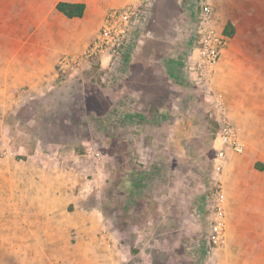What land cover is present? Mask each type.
I'll return each mask as SVG.
<instances>
[{"label":"crops","instance_id":"crops-1","mask_svg":"<svg viewBox=\"0 0 264 264\" xmlns=\"http://www.w3.org/2000/svg\"><path fill=\"white\" fill-rule=\"evenodd\" d=\"M61 2L84 4L82 17H65L56 9ZM126 2L0 0V146H10L14 151L13 156H9L11 152L0 159V226L4 227L0 264H110L111 234L104 208L91 196L96 181L99 184V174L78 167L75 159L64 167H51L40 148L55 144L30 133L42 127V119H29L25 114L31 100L46 99L31 116L57 115L54 102L48 98L58 101L61 94L59 84L65 76L56 70L58 58L81 54L98 33L106 13ZM236 45L226 51V61L222 60L225 51L221 54L213 78L220 64L226 62L233 67L238 56L242 58L241 50L246 70H263L259 77L250 73L245 79L220 72L215 82L228 119L245 146L239 155L224 149L222 171L214 177L226 197L225 245L208 250L205 214L210 193L202 185L197 189L189 185L187 156L179 160L184 163L179 170L181 178L187 180L183 183L165 182L173 161L160 155L156 161L163 159L166 166L156 172L152 186L147 181L136 183L149 189V197L163 181L160 203L139 201L132 209L126 207L125 200L120 203L128 213L123 214V226L128 211L133 220L118 232L122 252H117V264H155L159 248L163 251L159 255L168 257L165 264L179 260L190 264L189 254L204 252L205 256L209 254L211 264H264V50L258 56L253 45L246 44L245 49ZM257 83L260 86H253ZM124 106L122 123L135 125V114ZM171 132L161 142L182 148L185 141L174 138L176 130ZM213 145L215 150L219 146L215 142ZM83 171L93 175L88 184H84ZM150 174L155 175V171ZM128 236L132 242L126 239Z\"/></svg>","mask_w":264,"mask_h":264},{"label":"rangeland","instance_id":"rangeland-1","mask_svg":"<svg viewBox=\"0 0 264 264\" xmlns=\"http://www.w3.org/2000/svg\"><path fill=\"white\" fill-rule=\"evenodd\" d=\"M141 3L147 14L146 25L117 70L106 76L110 61L103 57L83 62L78 71L61 77L59 100L48 98L54 102L52 106L58 110L57 115L31 116L46 99L31 100L25 114L29 119H36V116L42 119V127L30 133L55 144V147L40 148L48 156L51 167H64L75 159L78 167L99 174L96 178L101 181L99 184L96 181L97 186L91 196L104 208L103 214L111 234L110 264H117V252H122L118 232L127 228V221L131 223L133 220L132 212L128 211L130 214L123 226V214L128 213L123 212L120 203L125 200L126 207L130 209L139 201L160 203L163 181L159 182V188L153 190L155 194L149 197V189L144 185L136 186L142 181L152 186L156 172L166 166L161 162L163 159L156 161L158 156L163 155L173 161L165 182L187 183L179 171L184 166V163H179L180 157L186 155L189 185L194 189L202 185L206 193L211 192L216 177L213 142L218 130L211 116L210 103L211 96L218 94L215 82L219 80L220 72L245 79V75L250 73L259 77L263 70L261 67H256L253 72L246 70L244 50L241 49L242 58L238 56L231 68L226 62L227 69L220 64L215 78L214 68L206 85L193 80L188 67L192 62L198 10L205 3L212 7L214 24L221 32L227 22H231L234 28L233 38L227 37V46L221 52L225 51L222 60L228 59L226 51L234 44L242 49L246 44L253 45L254 52L261 56L264 50V0H141ZM253 86H260V83ZM123 105L135 114V125L122 123ZM170 129L177 132L174 138L185 141L182 148L170 147L164 140L161 142V138L170 136ZM123 138H128V141ZM34 149L30 150L37 148ZM7 155H14L13 148L0 146V159ZM154 171L155 175L150 174ZM82 174L84 184H88L93 175L84 171ZM138 178L140 181L136 180ZM2 235L3 225L0 226V238ZM126 239L132 242L131 237ZM193 239L198 241L197 236ZM159 249H156L155 264H165L168 257L159 255L163 253ZM189 255L190 264H211L209 254L205 256V252ZM179 262L176 264H188Z\"/></svg>","mask_w":264,"mask_h":264},{"label":"built area","instance_id":"built-area-1","mask_svg":"<svg viewBox=\"0 0 264 264\" xmlns=\"http://www.w3.org/2000/svg\"><path fill=\"white\" fill-rule=\"evenodd\" d=\"M147 14L142 9L141 0H130L121 8L109 10L103 20L102 26L90 44L79 55H61L56 62L59 75L75 73L83 62H91L103 57L110 61L106 67V76L118 69L122 58L128 56L131 44L143 31L146 25ZM214 11L208 4L199 7L197 15V31L193 36L192 62L188 71L193 80L208 84L214 68L219 62L221 52L227 46L228 38L215 26ZM211 114L217 123V133L214 142L219 144L216 148L215 173L218 176L222 171L224 149L235 154H242L245 146L237 130L230 123L224 100L221 94H213L210 98ZM225 201L226 197L222 184L215 179L210 192V203L205 217L209 235L207 245L209 252L225 245Z\"/></svg>","mask_w":264,"mask_h":264},{"label":"trees","instance_id":"trees-1","mask_svg":"<svg viewBox=\"0 0 264 264\" xmlns=\"http://www.w3.org/2000/svg\"><path fill=\"white\" fill-rule=\"evenodd\" d=\"M56 9L65 17L72 19L81 18L84 13L85 6L84 4H69L61 2L57 4ZM223 34L230 39L234 36V28L231 22H227L225 24ZM124 60H126V56L122 58V61Z\"/></svg>","mask_w":264,"mask_h":264}]
</instances>
